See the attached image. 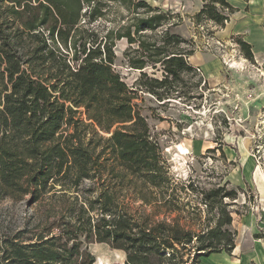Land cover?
Returning <instances> with one entry per match:
<instances>
[{
  "label": "trees",
  "instance_id": "trees-1",
  "mask_svg": "<svg viewBox=\"0 0 264 264\" xmlns=\"http://www.w3.org/2000/svg\"><path fill=\"white\" fill-rule=\"evenodd\" d=\"M137 1L0 0V197L19 201L29 196L26 203L34 206L53 193L64 201L53 221L39 220L35 240L6 239L0 264H95L85 248L92 241L125 251V264H184L194 241L198 245L190 250L198 252L196 263L235 250L236 235L223 229L232 223L224 199L235 200V192L222 194L220 188L205 194L210 211L218 206L221 217L215 228L201 234L181 227L177 219L170 224L155 221L158 210L171 215L185 204L158 137L135 102L137 90L113 68V32L102 38L89 29L78 46L81 23L104 18L109 5L117 3L134 13L146 9L147 16L114 38L139 43V58H130L132 68L163 67V79L142 72L147 80L141 87L161 102L172 99L171 86L193 69L188 62L193 51L182 47L187 41L171 31L182 19L178 14L179 22H171L160 8ZM203 1L196 21L208 19L224 27L234 8L226 0ZM160 28V44L136 38ZM238 42L253 59L251 46L240 38ZM98 132L110 134L100 152ZM129 177L147 191L143 204L155 213L135 214L120 205L114 182L124 186ZM86 182L93 187L82 189ZM98 187L97 197L87 196Z\"/></svg>",
  "mask_w": 264,
  "mask_h": 264
},
{
  "label": "rangeland",
  "instance_id": "rangeland-1",
  "mask_svg": "<svg viewBox=\"0 0 264 264\" xmlns=\"http://www.w3.org/2000/svg\"><path fill=\"white\" fill-rule=\"evenodd\" d=\"M109 6L104 18L92 25L81 23L76 33L78 46L87 39L91 32L89 29L102 38L113 32V68L132 90H137L138 99L135 102L158 137L170 174L179 184L177 193L185 204L182 211L171 215L165 209L156 212L143 204V198L148 193L141 183L131 181L129 177L124 186L117 180L114 182L120 205H128L130 212L135 214L140 211L144 215L156 212L155 221L165 220L167 224L177 219L181 227L201 234L215 228L221 217L220 208L216 206L210 211V202H206L204 196L211 190L223 188L222 194H236L235 200L224 199V204H229L226 211L230 213L232 223L223 226V229L236 235V243L256 235L264 237V60L248 59L237 37L224 39L217 36L216 29L221 27L211 20L197 22V14L186 15V10L177 13L170 7H161L160 11L168 14L171 22H179L178 14L182 19L171 29L173 34L187 41L182 47L192 50L196 57L208 54L220 61L219 72L208 76L201 66L191 64L193 55L190 56L188 62L193 69L183 75L182 81L171 86L169 92L172 99L161 102L141 86L147 80L142 72L148 78L163 79V67L148 64L144 70L132 68L130 58H139L140 54L136 51L139 43L130 45L127 38H114L119 32H127L128 26L137 19L147 16L146 9L140 8L134 13L117 3ZM132 34L135 36L134 28ZM140 34L141 38L136 36L137 39L155 40L158 44L162 42V28L152 32L145 30ZM85 119L83 116L82 120L86 122ZM98 133L102 138L98 148L100 152L107 146L104 139L110 134ZM189 184L192 186L186 187ZM91 186L90 182H86L82 189ZM100 188L87 196L97 197ZM28 198L14 201L0 197V248L6 239L19 238L18 241L24 243L35 240L39 220L53 221L54 213L64 202L50 193L44 200L29 206L26 203ZM25 231L28 233L21 235ZM53 233L57 234L58 230L54 229ZM194 242L183 257L184 264H202L204 261V257L200 258V263L194 260L198 253L195 249L190 250L198 245L197 241ZM85 248L95 257V264H125L127 261L125 251L108 243L92 241L86 243ZM222 254L220 259L223 264H240L239 254Z\"/></svg>",
  "mask_w": 264,
  "mask_h": 264
},
{
  "label": "crops",
  "instance_id": "crops-1",
  "mask_svg": "<svg viewBox=\"0 0 264 264\" xmlns=\"http://www.w3.org/2000/svg\"><path fill=\"white\" fill-rule=\"evenodd\" d=\"M157 8L170 7L177 13L186 10V15L198 14L204 7L203 0H144ZM234 12L229 15V21L224 27L216 29V35L224 39L237 37L252 48L255 61L264 60V0H226ZM193 66H201L208 76L219 72L220 61L212 55L203 57L192 56ZM203 149V145L200 146ZM201 149V148H200ZM239 254L240 264H264V237H252L245 242L236 243L233 251ZM219 254V255H216ZM214 253L204 257L202 264H223L220 254Z\"/></svg>",
  "mask_w": 264,
  "mask_h": 264
},
{
  "label": "built area",
  "instance_id": "built-area-1",
  "mask_svg": "<svg viewBox=\"0 0 264 264\" xmlns=\"http://www.w3.org/2000/svg\"><path fill=\"white\" fill-rule=\"evenodd\" d=\"M197 71L200 72V70L197 68Z\"/></svg>",
  "mask_w": 264,
  "mask_h": 264
}]
</instances>
